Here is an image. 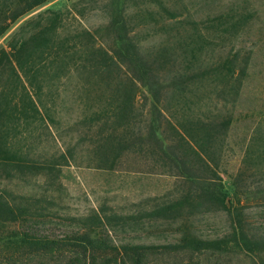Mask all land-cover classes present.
I'll list each match as a JSON object with an SVG mask.
<instances>
[{"label": "rangeland", "instance_id": "rangeland-1", "mask_svg": "<svg viewBox=\"0 0 264 264\" xmlns=\"http://www.w3.org/2000/svg\"><path fill=\"white\" fill-rule=\"evenodd\" d=\"M174 1L182 14L165 19L159 17L154 1L116 3L128 16L129 36L151 62L150 76L156 80L158 99L135 80L132 122L126 130L143 139L123 149L113 167L94 165L92 149L101 121L93 122L97 126L74 121L89 110L101 108L108 89L101 84L86 90L71 77L49 79L48 103H52L54 118L51 132L59 142L41 129L40 137L32 143L30 139L27 150L30 157L42 160L59 144L71 140L74 161L60 164L55 172L25 170L0 180V187L11 192L10 196L31 197L28 201L34 205L33 211L41 213L23 225L56 235L87 229L115 244L173 241L184 230L204 237L221 236L238 219L250 233L264 234V0ZM113 6L108 0H48L13 22L0 36V45L7 48L9 34L24 19L50 8L58 13L54 19L57 39L72 60L81 54V46L73 37L80 29L91 32L97 43L111 45L112 33L105 25ZM143 8H153L154 17L143 19L144 12L137 14ZM34 25L31 22L27 27ZM230 59L236 69L245 62L246 69L235 100L233 81L224 76L225 68L232 65ZM126 74L130 75L122 68L119 75ZM170 116L214 121L218 130L219 121L230 116L223 132L207 141L198 131V139L208 151L205 160L216 173L213 181L220 184L225 204L230 209L235 205L240 208L238 219L233 210L228 214L205 200L194 205L206 197L186 198L189 182L164 171L175 169V162L159 158L145 134L151 120L172 138L166 122ZM33 126L34 122L22 120L20 133L13 140L16 146L23 143L22 136L29 142L26 135L39 130ZM179 148L186 165L196 167L193 170L197 174L212 176L190 149L185 145ZM92 210L99 213L100 220L89 217L79 221ZM13 227L15 224L9 223L2 231ZM202 258L199 255L197 259ZM255 260L256 253L226 251L213 255L210 263L254 264Z\"/></svg>", "mask_w": 264, "mask_h": 264}, {"label": "trees", "instance_id": "trees-1", "mask_svg": "<svg viewBox=\"0 0 264 264\" xmlns=\"http://www.w3.org/2000/svg\"><path fill=\"white\" fill-rule=\"evenodd\" d=\"M47 1L0 0V36L13 22ZM108 1L114 3L105 25L112 33L110 46L97 43L91 32L80 29L73 37L81 46V54L71 60L62 49L61 41L57 39L58 26L54 19L58 13L50 8L24 19L9 34L7 48L0 45V180H7L15 173L20 175L25 170L45 169L55 172L60 164L74 161L71 140L63 145L59 144L55 151L43 156L42 160H39L40 157H30L27 150L30 139L32 143L40 137L41 129L48 132L55 142H59L51 132L54 118L50 110L52 103H48V85L52 77L74 78L86 90L101 84L108 89L101 108L89 110L74 120L78 124L87 125L101 121V131L97 132L95 148L92 149L94 165L113 167L123 149L134 147L135 143L143 139L133 137L126 130L132 122L135 80L146 85L151 97L157 100L158 89L154 87L156 80L150 76V60L142 54L138 43L128 34V16L124 9L117 7L118 0ZM150 1L156 3V10L162 19L182 14L174 0ZM142 12L143 19H148L149 15L153 18L156 11L153 8H143L137 14L141 15ZM31 22L35 25L27 27ZM228 63L232 64V60ZM122 68H126L130 75L120 76ZM225 69L224 76L233 81L232 100H235L241 79L246 73L245 62L237 69L233 64ZM121 83L124 85H120ZM188 119L166 117L172 138H168L159 125H154L149 120L145 134L147 144L159 158L175 162V169L166 168L164 171L178 174L189 182L185 191L186 198L193 199L199 195L206 197L195 201L194 205L199 206L205 200L216 208L226 209L228 214L233 210L238 219L237 210L240 208L235 205L230 209L225 204L220 184L213 181L216 173L205 160L209 157L208 151L198 139V131L206 135L207 141L218 132H223L230 116L219 121V130L214 121L212 124L202 122L199 117ZM22 120L34 122L33 128L39 126L36 128L39 130L26 135L29 142L22 136L23 143L16 146L13 140L20 133L18 126ZM16 129L18 130L15 131ZM178 145H185L190 149L212 176L197 174L193 170L196 167L186 165L184 153L182 154ZM10 194L4 187H0V264H215L210 263L213 255L226 251L256 253L257 260L254 264H264V234L250 233L239 219L234 221L232 216L231 221L234 223H231L229 232L221 236L204 237L184 230L173 241L115 244L109 238L101 239L87 229L69 230L56 235L23 225L26 220L41 213L33 211L34 205L28 201L32 200L31 197ZM89 217L97 221L101 219L99 213L92 210L91 214L80 217L79 221L83 222V219ZM9 223L16 227L3 233L2 228H6ZM199 255L204 262L197 259Z\"/></svg>", "mask_w": 264, "mask_h": 264}]
</instances>
